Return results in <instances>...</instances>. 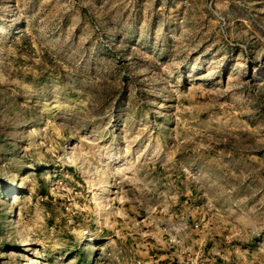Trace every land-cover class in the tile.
I'll return each instance as SVG.
<instances>
[{
	"label": "rangeland",
	"instance_id": "374dc122",
	"mask_svg": "<svg viewBox=\"0 0 264 264\" xmlns=\"http://www.w3.org/2000/svg\"><path fill=\"white\" fill-rule=\"evenodd\" d=\"M0 264H264V0H0Z\"/></svg>",
	"mask_w": 264,
	"mask_h": 264
}]
</instances>
